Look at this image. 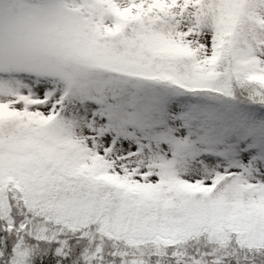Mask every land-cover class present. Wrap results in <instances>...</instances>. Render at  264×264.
Listing matches in <instances>:
<instances>
[{"label": "snow or ice", "instance_id": "6c2138e0", "mask_svg": "<svg viewBox=\"0 0 264 264\" xmlns=\"http://www.w3.org/2000/svg\"><path fill=\"white\" fill-rule=\"evenodd\" d=\"M0 264H264V0H0Z\"/></svg>", "mask_w": 264, "mask_h": 264}]
</instances>
